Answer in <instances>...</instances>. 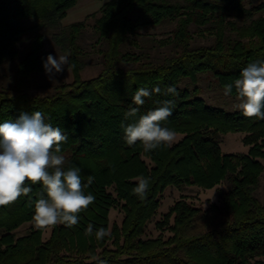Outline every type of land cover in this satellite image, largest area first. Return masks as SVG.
<instances>
[{"label": "trees", "instance_id": "16d2710c", "mask_svg": "<svg viewBox=\"0 0 264 264\" xmlns=\"http://www.w3.org/2000/svg\"><path fill=\"white\" fill-rule=\"evenodd\" d=\"M77 2L0 0V64L19 56L8 85L0 83V123L22 112L43 113L46 123L67 136L60 153L65 167H78L84 183L93 177L85 191L96 198L72 228L52 226L45 240L37 228L16 236L18 226L33 220L30 201L43 191L42 184L26 181L32 193L0 207V264H264V198L256 192L264 172V120L210 105L196 88L179 85L209 71L224 87L249 63L264 61V0H106L93 27L102 70L90 78L81 76L86 19L63 21ZM166 22L175 26L160 42L175 49L155 61L140 44L141 32ZM47 33L70 54L66 66L73 79L47 93L30 92L31 74L44 71ZM194 35L212 41L194 45ZM25 37L30 42L20 53ZM132 44L138 50L127 48ZM168 86L179 95H165ZM157 87L159 93L152 91ZM138 88L151 93L142 106L132 101ZM169 100L174 107L163 126L183 137L148 153L139 142L129 146L121 127L132 122L125 120L128 109L139 107L144 114ZM229 132L246 134L247 153L223 152L220 143ZM141 175L150 178L145 200L132 191ZM223 181L218 203L204 210L181 197L157 223L170 235L143 236L167 186L208 189ZM116 206L124 217L110 226ZM89 223L94 232L110 228L111 236H86Z\"/></svg>", "mask_w": 264, "mask_h": 264}, {"label": "clouds", "instance_id": "9594fccd", "mask_svg": "<svg viewBox=\"0 0 264 264\" xmlns=\"http://www.w3.org/2000/svg\"><path fill=\"white\" fill-rule=\"evenodd\" d=\"M69 53L54 57L49 54L43 63L46 75L54 80L56 75L65 71L69 63ZM236 92L235 107L247 118L264 120V61H255L244 67L234 84H225L223 94L229 96ZM152 91L159 93L157 87ZM178 96L175 86H168L165 95ZM151 95L145 88H138L132 101L136 106L145 103L144 98ZM174 101H164L162 106L150 109L144 114L139 107H130L125 120L132 122L121 124L124 140L129 146L139 142L145 153L161 147H171L175 142V130L163 126L172 115ZM67 136L61 128L45 122L40 111L21 113L15 120L0 123V207L16 202L20 197H28L32 188L26 185L42 184L43 191L31 200L33 216L37 229H47L56 225L72 228L79 223V214L95 202V196L86 193L93 183V177L83 182L78 167H65L66 158L61 153V144ZM150 187V178L136 177L133 194L145 200ZM86 236H95L102 241L111 236L110 228L95 230L89 223Z\"/></svg>", "mask_w": 264, "mask_h": 264}, {"label": "rangeland", "instance_id": "374dc122", "mask_svg": "<svg viewBox=\"0 0 264 264\" xmlns=\"http://www.w3.org/2000/svg\"><path fill=\"white\" fill-rule=\"evenodd\" d=\"M106 0H78L77 4L71 8L65 18L64 23H70L76 20L86 19V27L82 33L81 43L87 50L86 65L81 71V76L83 78H90L98 75L101 72V55L99 49L101 45L95 43L96 34L94 30V24L96 18L100 15L99 9L102 3ZM175 23L166 22L160 24L158 27L150 28L147 30H142L140 40L143 48H147L151 55V58L155 61L160 60L166 55L174 52V47L170 44L161 43L160 39L167 37L169 31L173 29ZM47 33L45 40V53L47 56L49 54L54 57L65 54L60 48H58ZM212 41L211 37L194 35L192 44H202L210 43ZM30 40L28 37L22 39L19 46V52H23L24 49L29 44ZM128 49L138 50V47L134 44L128 45ZM19 57V56H18ZM16 60L8 61L0 64V83L3 85H8L12 77V73L16 67ZM73 79V72L70 68L65 66V71L61 74L56 75L54 80H50L44 71H35L31 74L29 86H26V90L35 93H47L52 87L58 83L71 82ZM197 81L194 82L190 78H183L179 83L182 87H188L191 89L196 88V93L198 96L206 100L207 103L213 106H221L227 110L233 111L237 108L235 107L237 100L236 95L225 96L223 94V87L220 85L218 78H216L209 71H203L197 77ZM246 134L243 132H229L223 135L220 146L223 152H243L247 153L249 145H245L243 138ZM183 136L181 133H177V137L174 143L178 142ZM149 162L148 159H146ZM226 189V182L223 181L221 184L214 187L203 189L196 185H184L183 187L177 188L176 186L169 185L162 192L160 196V205L153 217L148 220L146 228L144 231V237H154L159 236V234L168 237L170 231L167 227L160 228L158 222L162 220L165 213L175 201L179 200L181 197H185L188 202L193 205H197L202 209L206 210L210 207L212 203H218L219 196L222 191ZM256 192L259 198H264V172L260 178L259 185L256 187ZM124 217V212L119 206L111 207L109 213V223L110 226L113 223L121 224ZM34 221H28L15 229L16 236H22L30 232V230L35 229ZM52 232V227L43 229L42 238L47 239Z\"/></svg>", "mask_w": 264, "mask_h": 264}]
</instances>
